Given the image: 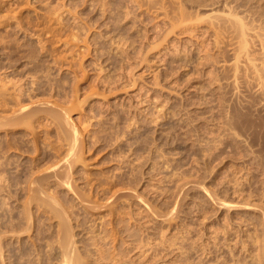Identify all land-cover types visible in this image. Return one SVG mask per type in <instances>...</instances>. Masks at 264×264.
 Listing matches in <instances>:
<instances>
[{
    "label": "rangeland",
    "instance_id": "374dc122",
    "mask_svg": "<svg viewBox=\"0 0 264 264\" xmlns=\"http://www.w3.org/2000/svg\"><path fill=\"white\" fill-rule=\"evenodd\" d=\"M16 83L0 264H264V0H0Z\"/></svg>",
    "mask_w": 264,
    "mask_h": 264
},
{
    "label": "bare ground",
    "instance_id": "6f19581e",
    "mask_svg": "<svg viewBox=\"0 0 264 264\" xmlns=\"http://www.w3.org/2000/svg\"><path fill=\"white\" fill-rule=\"evenodd\" d=\"M10 54H11V53H10ZM17 55H19V54H17ZM16 57H17V56H16ZM18 82H19V81H18ZM20 82H21V81H20ZM14 83H15V82H14ZM1 84H3V83H1ZM5 84H6V83H5ZM25 84H26V83H25ZM9 85H10V84H9ZM3 86H5V85H3ZM13 86H14V91H15V89H16V91L18 92V93H17L18 95H16L15 98H13V99H15L16 101L10 99V100H11V103H12V101H14V102H15L14 104H16V106H15V108H13V111H12V113H11V114H12L11 117L8 116L9 118L6 116V114H4V115H5V116H4L2 112L7 113V111H9V110H7L8 108H7L6 106H7V103H8L10 100L8 99L9 101H7V98H8V97H7V96H4V95H5L4 93H6V92L3 91V92H4V93H3V92L0 91V92H1V93H0V112H1V114L3 115V116H2V115L0 116V128L6 127V126H8V125H9V126H12V125H13V126H12L13 129H14V126H15V127H18V125H22V126L25 125V126H28V125H26V124H28V123H30V122H35V120L38 119V118H36V116L39 115V114H36L37 112L32 111V109L30 108L29 105H23L24 103H22V102H23L24 100H23V101L20 100V97H21V99H22V96H23V95H22V94H23L22 92H24V91H23V88H22V84L17 86V83H16V84H13ZM20 86H21V87H20ZM5 87H6V86H5ZM8 87H9V86H8ZM10 88H11V87H10ZM2 89H3V87H2ZM7 89H8V88H7ZM12 89H13V88H12ZM4 90H5V89H4ZM8 90H9V89H8ZM5 91H7V90H5ZM32 92H33V91H32ZM2 93H3L4 95H3ZM8 93H9V92H8ZM26 94H27V93H26ZM28 95H29V94H28ZM28 95H27V96H28ZM9 97H10V96H9ZM31 102H32V101H31ZM42 102H43V101H42ZM45 102H46V101H45ZM48 102H49V101H48ZM9 103H10V102H9ZM9 103H8V104H9ZM27 104H28V103H27ZM29 104H30V103H29ZM8 106H9V105H8ZM9 107H10V106H9ZM35 107H36V106H35ZM63 108H64V107H63ZM9 109H11V108H9ZM46 111H48V110H46ZM34 112H35V113H34ZM61 112H62V111H61ZM42 113H43V111H42ZM45 113H46V112H45ZM58 113H59V112H58ZM64 113H66L65 110H64ZM35 114H36V116H35ZM59 114H60V116H61L62 113H59ZM59 114H58V115H59ZM56 115H57V114H56ZM62 116H63V115H62ZM37 117H38V116H37ZM53 118H54V117H53ZM66 118H67V117H66ZM55 119H56V118H55ZM67 120H68V119H67ZM36 121H37V120H36ZM69 122H70V121H69ZM36 123H37V122H36ZM54 123H55V122H54ZM30 124H31V123H30ZM30 124H29V125H30ZM57 124H59V123L57 122ZM63 124H64V123H63ZM59 125H60V124H59ZM70 125H71V124H70ZM12 127H11V128H12ZM60 127H61V126H60ZM69 127H70V126H69ZM6 128H7V127H6ZM32 128H33V127H32ZM75 128H76V127H75ZM22 129H23V128H22ZM62 129H63V128H62ZM69 129H70V128H69ZM6 130H7V129H6ZM63 130H64V129H63ZM67 130H68V129H67ZM8 131H9V130H8ZM71 131H74V130L72 129V126H71ZM32 132H34L33 129H32ZM35 132H36V131H35ZM75 133H76V132H75ZM75 133H74V134H75ZM68 134H69V133H68ZM34 135H35V134H34ZM5 136H6V135H5ZM25 136H26V135H25ZM17 137H18V136H17ZM70 137H71V136H70ZM70 137L67 138V141H68V139H70ZM76 137H77V134L75 135V137H71V138H72L71 141L69 140L70 143H69L68 145H71V143H72V141H73V144H72V145H73V148L71 147V149H69V151H71L72 149H74V146H76V145H75V144H77V139H76ZM9 138H10V137H9ZM27 138H28V137H27ZM60 138H61V137H60ZM63 138H64V137H63ZM20 140H21V139H20ZM28 140H29V139H28ZM65 140H66V139H65ZM69 141H68V142H69ZM7 142H8V140H7ZM15 142H16V144H17V143H18V144L20 143L21 145L25 143L24 140H22V141L12 140V143H15ZM27 142H28V141H27ZM33 142H34V141H33ZM36 142H37V141H36ZM34 143H35V142H34ZM6 144H9V143H6ZM25 144H26V146L23 145V148L27 147L26 149H28L30 146L27 145V143H25ZM37 144H38V143H37ZM2 145H5V143H3ZM11 145H12V144H11ZM72 145H71V146H72ZM6 146H7V145H6ZM6 146H5V147H6ZM12 146H14V145H12ZM19 146H20V145H19ZM28 146H29V147H28ZM0 147H1V146H0ZM2 147H3V146H2ZM9 147H10V146H9ZM21 147H22V146H21ZM32 147H33V146H32ZM7 148H8V147H7ZM35 148H36V147H35ZM37 148H38V147H37ZM44 148H45V147H44ZM1 149H2V148H1ZM29 149H30V148H29ZM29 149H28V150H29ZM31 149H32V148H31ZM2 150H3V149H2ZM2 150H1V151H2ZM36 150H37V149H36ZM18 151H19V150H18ZM27 152H28V151H27ZM54 152H55V151H54ZM71 152H72V151H71ZM8 153H9V152H8ZM40 153H41V152H40ZM69 153H70V152H69ZM74 153H75V152H74ZM6 154H7V153H6ZM70 154H71V155H65V156H68L67 159H66L67 161H68V159H70L69 162H70L71 160H73V159H71V158H72L71 156H72V155H74V156L76 155V154H73V152L70 153ZM0 155H1V154H0ZM2 155H4V154H2ZM74 156H73V157H74ZM70 157H71V158H70ZM66 160H65V161H66ZM8 161H9V160H8ZM14 161H15V160H14ZM4 162H6V161H4ZM4 162H3V163H4ZM9 162H10V161H9ZM3 163H2V164H3ZM10 164H11V162H10ZM3 165H4V164H3ZM0 166H1V165H0ZM2 167H5V166H2ZM2 167H1V168H2ZM54 168H55V167H54ZM70 168H71V167H70ZM4 169H5V168H4ZM52 169H53V168H52ZM68 169H69V168H68ZM72 169H73V168H72ZM72 169H70V170L72 171ZM71 171H70V172H71ZM43 172H44V171H43ZM70 172H69V170H68V172H66V173H69V175H71ZM38 173H39V172H38ZM54 174L56 175V173H54ZM55 175H54V176H55ZM57 175H58V174H57ZM57 175H56V176H57ZM30 176H31V175H30ZM32 176H33V175H32ZM34 176H35V175H34ZM43 176H44V175H43ZM47 176H48V175H47ZM63 176H65V175H64V174L62 175V179H61V180H63V178H64ZM57 177H58V176H57ZM60 177H61V176H60ZM65 177H66V176H65ZM67 177H68V179H69V177L71 178V176H68V174H67ZM67 177H66V178H67ZM36 178H37V177H36ZM39 179H40V178H39ZM39 179L37 178L36 180L39 181ZM47 179H48V178H47ZM57 179H59V178H57ZM64 179H65V178H64ZM68 179H66V181H64V182H67ZM27 180H28V179H27ZM33 180H34V182H33ZM33 180L31 181V182H33V184H34V183H37V184H38V181L36 182L35 179H33ZM51 181H52V180H51ZM68 181H70V180H68ZM49 182H50V181H49ZM58 182H59V181H58ZM64 182H63V183H64ZM41 183L43 184V182H41ZM41 183H39V184H41ZM61 183H62V182H61ZM31 184H32V183H31ZM37 184H36V185H37ZM39 184H38V186H39ZM44 184H45V183H44ZM46 184H47V183H46ZM64 184H65V183H64ZM66 184H68V183H66ZM40 186H41V185H40ZM4 188H5V187H4ZM34 188H35V186H34ZM36 188H37V187H36ZM37 189H38V188H37ZM44 189H46V188H44ZM28 190H30V189H28ZM33 190H34V189H33ZM31 191H32V190H31ZM35 191H36V190H35ZM37 191H38V190H37ZM39 191H40V188H39ZM39 191H38V192H39ZM33 193H34V192H33ZM35 193H36V192H35ZM44 193H46V190H45ZM37 194H39V193H37ZM42 194H43V193H42ZM33 195H34V194H33ZM33 195H31V198H32ZM35 195H36V194H35ZM40 196H41V195H40ZM50 196H51V195H50ZM48 197H49V196H48ZM33 198H34V197H33ZM52 198H53V197H52ZM38 199L40 200V198H38ZM39 200H38V201H39ZM55 200H56V199H55ZM33 201H34V200H33ZM52 201H53V200H52ZM6 202H7V201H6ZM30 202H31V201H30ZM57 202H58V201L56 200V203H57ZM31 203H32V202H31ZM39 203H41V202H39ZM54 203H55V201H54ZM25 204H26V203H25ZM27 204H28V203H27ZM34 204H35V202H34ZM36 204H37V203H36ZM41 204H42V203H41ZM26 206H27V205H26ZM40 206H41V205H40ZM60 206H61V205H60ZM27 207H28V206H27ZM57 212H58V211H57ZM10 214H11V213H10ZM56 215H57V214H56ZM65 215H66V214H65ZM68 231H69V230H68ZM65 235H66V234H65ZM66 238H67V237H66ZM62 239H63V238H62ZM1 240H2V239H1ZM67 240H68V239H67ZM67 240H66V241H67ZM68 241H70V240H68ZM62 242H63V241H62ZM64 244H65V243H64ZM66 244H67V242H66ZM64 252H65V250H64ZM3 253H4V252H3ZM66 253H67V251H66ZM64 254H65V253H64ZM66 255H67V254H66ZM74 256H75V255H74ZM64 257H65V256H64ZM66 258H67V257H66ZM70 258H71V257H70ZM70 258H69V259H70ZM1 259H2V258H1ZM73 259H74V258H73ZM75 261H76V260H75ZM66 262H69V261H66ZM70 262H71V261H70ZM72 262H73V261H72ZM2 263H3V262H2ZM5 264H6V263H5ZM68 264H71V263H68Z\"/></svg>",
    "mask_w": 264,
    "mask_h": 264
}]
</instances>
